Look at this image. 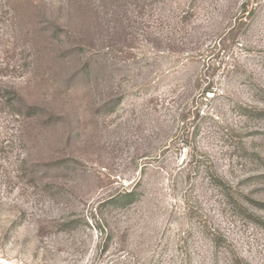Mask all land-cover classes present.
I'll list each match as a JSON object with an SVG mask.
<instances>
[{
	"label": "rangeland",
	"instance_id": "rangeland-1",
	"mask_svg": "<svg viewBox=\"0 0 264 264\" xmlns=\"http://www.w3.org/2000/svg\"><path fill=\"white\" fill-rule=\"evenodd\" d=\"M0 264H264V0H0Z\"/></svg>",
	"mask_w": 264,
	"mask_h": 264
},
{
	"label": "trees",
	"instance_id": "trees-1",
	"mask_svg": "<svg viewBox=\"0 0 264 264\" xmlns=\"http://www.w3.org/2000/svg\"><path fill=\"white\" fill-rule=\"evenodd\" d=\"M217 180L221 186H225V183L222 179H219V177H217ZM134 197L135 193L133 191L126 192L123 195H120L119 197H114L113 199H111L110 203L115 207H119L126 204V202H129V200H132Z\"/></svg>",
	"mask_w": 264,
	"mask_h": 264
}]
</instances>
